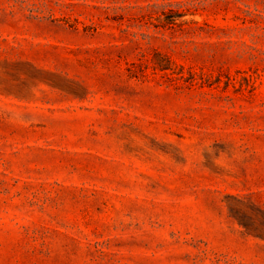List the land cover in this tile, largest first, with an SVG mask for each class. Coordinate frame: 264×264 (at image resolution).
I'll return each instance as SVG.
<instances>
[{
  "label": "rangeland",
  "instance_id": "rangeland-1",
  "mask_svg": "<svg viewBox=\"0 0 264 264\" xmlns=\"http://www.w3.org/2000/svg\"><path fill=\"white\" fill-rule=\"evenodd\" d=\"M0 264H264V0H0Z\"/></svg>",
  "mask_w": 264,
  "mask_h": 264
},
{
  "label": "trees",
  "instance_id": "trees-1",
  "mask_svg": "<svg viewBox=\"0 0 264 264\" xmlns=\"http://www.w3.org/2000/svg\"><path fill=\"white\" fill-rule=\"evenodd\" d=\"M159 69H161V70H165L166 69V66H164V65H159Z\"/></svg>",
  "mask_w": 264,
  "mask_h": 264
}]
</instances>
